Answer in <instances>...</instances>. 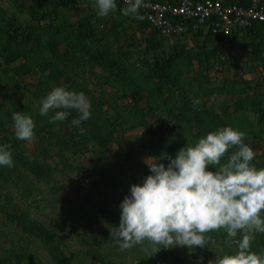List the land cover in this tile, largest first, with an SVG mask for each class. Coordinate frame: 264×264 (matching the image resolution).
<instances>
[{"label":"trees","instance_id":"16d2710c","mask_svg":"<svg viewBox=\"0 0 264 264\" xmlns=\"http://www.w3.org/2000/svg\"><path fill=\"white\" fill-rule=\"evenodd\" d=\"M2 1L9 7L0 4V145L11 146L14 166H0V212L39 241L51 264H85L86 259L94 264L113 263L92 237L89 241L94 245L80 251V256L67 254L63 240L27 209L8 211L14 205L10 188L26 199L34 183L51 176L55 166L47 160L51 157L48 147L56 149L53 156L91 152L93 158L87 165L79 164L76 178L80 183L85 175L93 178L96 197L86 193L84 201L90 209H97L93 212L97 218L101 217L98 211H110L113 203L120 210L122 200H115L112 194L123 188L129 195L130 186L142 184V177L151 173L128 142L125 132L132 129L145 130L148 155L167 165L166 157L174 158L182 147L193 146L208 132L232 127L246 134L243 142L256 154L252 163L264 168V21H254L226 37L200 30L163 33L152 28L140 11V19L129 16L126 28L115 19L105 22L92 9L80 10L73 0ZM236 3L247 5L249 0ZM24 7L28 19L15 14ZM231 64L241 70L261 67V74L254 82L242 73L233 74L212 87L211 71L221 74ZM25 76L32 82H23ZM57 86L83 92L89 98L91 118L80 125L83 134L71 123L78 116L76 110L55 123H49L53 111L47 116L39 114L41 99ZM15 90L27 94L24 101ZM210 94L223 99L210 104L205 99ZM197 99L200 103L195 107ZM13 111L33 119L35 141L46 156L42 150L23 148L26 141L16 139ZM236 150L230 149L223 160ZM106 151L110 152L109 162L103 155ZM208 170L215 171L211 166ZM72 205L71 216L76 220H83L85 214L92 220L84 206ZM261 215L264 217V212ZM97 231L106 235L102 226ZM206 235L208 243L203 249L210 254L233 255L236 241L241 239L240 234L229 238L222 229ZM254 236L251 251L264 253V233ZM150 253L145 254L148 264H185L173 248ZM0 264L42 263L13 245L7 254L0 253Z\"/></svg>","mask_w":264,"mask_h":264},{"label":"clouds","instance_id":"9594fccd","mask_svg":"<svg viewBox=\"0 0 264 264\" xmlns=\"http://www.w3.org/2000/svg\"><path fill=\"white\" fill-rule=\"evenodd\" d=\"M121 9L125 16L140 19L142 0H126ZM98 15L105 17L117 9L116 0H96ZM194 100L193 105L199 106ZM39 114L54 112L49 123L64 121L70 110L78 116L71 123L80 128L91 118V104L83 92L54 87L40 101ZM17 140L35 139L33 119L23 112L11 115ZM246 134L232 127L208 132L193 146L182 147L175 157H166L168 164L147 163L150 175L142 184H132L129 195L119 205V225L112 227L111 235L121 250L130 249L145 241L151 242L149 256L175 246L205 247L207 233L224 230L235 239L237 251L223 256L218 264H264V253L251 251L254 233H264V168L258 169L252 161L253 149L245 144ZM232 152L223 160L230 149ZM11 146L0 145V166L13 167ZM209 166L215 171L208 170Z\"/></svg>","mask_w":264,"mask_h":264},{"label":"rangeland","instance_id":"374dc122","mask_svg":"<svg viewBox=\"0 0 264 264\" xmlns=\"http://www.w3.org/2000/svg\"><path fill=\"white\" fill-rule=\"evenodd\" d=\"M0 4L9 7L5 1L0 0ZM83 7L87 10L85 6ZM21 9L23 10H19L18 12L16 10L15 14L22 19H28L29 14L26 8ZM183 41L188 45L192 44L185 38H183ZM228 68L230 69H225L221 74L211 71L212 83L210 85L212 87L220 83L224 78L231 77L233 74L242 73L244 78L250 79L252 82L256 81L261 74V67L241 70L239 67H233L231 64V67ZM23 82L31 83L32 79L25 76ZM9 90L13 93V88ZM15 93L23 101L25 100L27 94L24 91L19 92L15 90ZM205 99L210 104H214L220 99H223V97H215L214 94H210ZM233 99L232 96L229 101L232 102ZM149 120L153 125V119L149 118ZM125 134L138 159L146 164H151L155 161L152 156L148 155L146 147L149 139L143 128L132 129L126 131ZM23 148L30 151H34L35 149L42 150L41 145H37L35 139L24 142ZM12 150H16V148L12 147ZM47 150L49 155H51V157L48 156L47 160L55 166L51 176L47 180L34 183L32 185V194L26 199L20 195L19 190L10 188L9 193L13 196L14 205H11L8 211H11L14 207L27 209L32 216L46 224L63 240L67 254L80 256V251L84 252L89 244L94 245L93 242L89 241V238L92 237L94 241L100 243L103 252L108 254L113 264H148V261L145 259V254L152 248L149 241H145L143 244L136 245L127 250H121L117 239L111 235L112 227L119 225L120 216V210L115 208L114 203L110 205V211H105L103 214L98 211V215L101 217L97 218L93 213L97 209L95 207L94 209L92 207L90 209V205L84 201V195L86 193L96 197V191L91 184L93 178L85 175V178L80 183L76 178V172L80 163L87 165L90 158H93L91 152L83 150L82 153L76 155L67 152L63 155L58 154L53 156L56 149L54 147H48ZM259 150L261 151V148ZM42 153L45 156L47 155L43 150ZM103 155L106 162L111 160L110 152L107 153L106 151ZM150 174L144 175L142 179ZM126 195L128 194L123 188L112 194L117 201L123 200ZM1 202L2 199H0ZM72 204L84 206L87 209L86 212L92 216V220H89L86 214L83 220H76L71 216V211L74 210ZM100 226L105 229L106 235L97 231ZM13 245H15L17 251L25 250L30 252L34 260H38L42 264L52 263L49 255L36 238L23 233L19 227L15 226V222L8 221L4 212H0V253L7 254ZM172 248L185 259V264H218L219 260L225 256L219 253L210 254L208 250L198 246L194 248L175 246ZM78 263L81 264L80 262ZM85 264H94V261L86 259Z\"/></svg>","mask_w":264,"mask_h":264},{"label":"built area","instance_id":"2783aa9c","mask_svg":"<svg viewBox=\"0 0 264 264\" xmlns=\"http://www.w3.org/2000/svg\"><path fill=\"white\" fill-rule=\"evenodd\" d=\"M126 5V0H116ZM152 28L163 33L204 31L221 37L264 21V1L249 0L247 5L226 0H176L174 3L142 0L139 8Z\"/></svg>","mask_w":264,"mask_h":264},{"label":"crops","instance_id":"0c3cea01","mask_svg":"<svg viewBox=\"0 0 264 264\" xmlns=\"http://www.w3.org/2000/svg\"><path fill=\"white\" fill-rule=\"evenodd\" d=\"M73 1L75 5L77 6V8H79L80 10L82 9L83 6H85L86 9H92L94 13L98 14L95 0H73ZM233 1L238 2V1H245V0H233ZM118 2L120 1H116V4ZM121 9H123V6L118 7L117 5V9L115 12H110L109 15L105 17H101L99 15L98 16L104 19L105 22L107 21L108 23H111L112 19H115L116 21H120L124 27L128 28L131 20L129 19V16H125L121 13ZM204 32H208L207 28L204 29Z\"/></svg>","mask_w":264,"mask_h":264}]
</instances>
